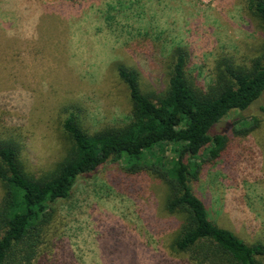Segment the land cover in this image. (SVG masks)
<instances>
[{"label": "rangeland", "instance_id": "1", "mask_svg": "<svg viewBox=\"0 0 264 264\" xmlns=\"http://www.w3.org/2000/svg\"><path fill=\"white\" fill-rule=\"evenodd\" d=\"M115 3L0 0V140L18 142L34 173L60 159L71 113L94 131L127 120L119 66L139 73L144 93L159 94L181 47L189 74L207 88L220 60L248 63L264 41L246 0H121L119 12ZM255 118L261 125L249 136L233 133L236 121L246 119L243 128ZM213 134H229L231 148L205 167L194 191L214 223L264 244V97ZM164 199L163 183L128 177L123 163L83 176L72 198L57 204L56 242L44 264H188L170 252L179 223Z\"/></svg>", "mask_w": 264, "mask_h": 264}, {"label": "trees", "instance_id": "2", "mask_svg": "<svg viewBox=\"0 0 264 264\" xmlns=\"http://www.w3.org/2000/svg\"><path fill=\"white\" fill-rule=\"evenodd\" d=\"M120 1L112 11L119 12ZM246 3L264 34V0ZM169 58L168 87L159 94L144 93L139 73L119 66L129 93L127 120L94 131L71 113L63 124L66 147L42 174L28 169L18 142L0 140V264H44L56 242L57 204L72 198L80 178L109 163H123L128 177L150 175L163 183L164 211L179 223L169 244L174 257L188 264H264V244L248 243L214 223L192 186L231 148L232 137L212 135L214 127L264 97V41L248 63L220 60L207 88L189 74L183 48ZM245 120L234 123L236 136L260 128L258 118L253 126L238 128Z\"/></svg>", "mask_w": 264, "mask_h": 264}]
</instances>
